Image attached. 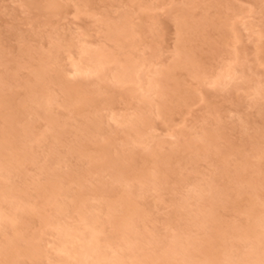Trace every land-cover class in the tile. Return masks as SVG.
<instances>
[{
    "label": "rangeland",
    "instance_id": "374dc122",
    "mask_svg": "<svg viewBox=\"0 0 264 264\" xmlns=\"http://www.w3.org/2000/svg\"><path fill=\"white\" fill-rule=\"evenodd\" d=\"M88 242L264 264V0H0V264Z\"/></svg>",
    "mask_w": 264,
    "mask_h": 264
},
{
    "label": "bare ground",
    "instance_id": "6f19581e",
    "mask_svg": "<svg viewBox=\"0 0 264 264\" xmlns=\"http://www.w3.org/2000/svg\"><path fill=\"white\" fill-rule=\"evenodd\" d=\"M128 209H129V208H128ZM126 212H127V211H126ZM94 226H95V225H94ZM91 227H93V226H91ZM91 227L89 226L88 228L91 229ZM96 229H97V228H96ZM96 229H95V230H96ZM98 232H100V231H98ZM68 233H69V232H68ZM73 233H74V232H73ZM89 233L91 234L92 232H89ZM70 234H72V233H70ZM90 234H89V235H90ZM95 234H96V233H95ZM65 236H66V235H65ZM85 237H86V236H84V234H83V237H82V238H85ZM91 237H92V236H91ZM80 238H81V237H80ZM94 238H97V237H95V235H94ZM85 239H86V238H85ZM90 240H91V239H90ZM92 241H94L93 238H92ZM97 242H98V240H96V246H98V245H97ZM254 242H255V241H254ZM62 243H63V242H62ZM174 243H177V242H174ZM70 244H71V243H70ZM75 244H76V243H75ZM62 245H63V244H62ZM71 245H73V244H71ZM84 245H85V244H83V246L81 245V246H82V249L79 250V251L76 250L77 248H79V246L76 247V248L74 249V251H75V250L77 251V252H75V254L78 256V262H79L78 264H80V263L85 264V261H84V258H83V256H84L85 254L90 253V252H95V251H97V250L94 251V247H95V246H94V243H93V242H90V243L88 242V244H86V246H84ZM172 245H173V244H172ZM172 245H171V246H172ZM63 246H64V245H63ZM81 246H80V247H81ZM171 246H170V248H171ZM174 246H175V245H174ZM176 247H177V245L175 246V248H176ZM179 247H180V246H179ZM172 248L174 249V247H172ZM182 248H184V247H182ZM176 249H177V248H176ZM176 249H175V251H176ZM185 249H186V248H184V250H185ZM170 250H172V249H170ZM182 250H183V249H182ZM182 250H181V251H182ZM173 251H174V250H173ZM173 251H172V252H173ZM185 251H186V250H185ZM96 253H97V252H96ZM96 253H95V254H96ZM189 253H190V252H188V250H187V254H189ZM72 254H73V253H72ZM168 254H169V252H168ZM168 254H167V256H166L167 258H169V256L171 255V254H170V255L168 256ZM181 254H183V256L187 255L186 252H185V254H184L183 252H182ZM97 255H98V254H97ZM92 256H93V255H92ZM92 256H91V257H92ZM170 257H171V256H170ZM85 258H86V257H85ZM92 258H94V257H92ZM98 258H99V256H98ZM105 258L107 259V257H105ZM90 259H91V258H90ZM101 259H102V258H101ZM96 260H97V259H96ZM113 260H114V259H113ZM102 261H103V260H102ZM110 261H112V260H110ZM110 261H109V262H110ZM254 261H255V260H254ZM256 261H257V260H256ZM64 262H66V261H63V264H64ZM87 262H88L87 264H92V262H91V263H89V261H87ZM98 262H99V260H98ZM106 262H107V261H106ZM109 262L106 263V264H111V262H110V263H109ZM116 262H117V259H116ZM120 262H121V261H120ZM187 262H188V261L186 260L184 263H187ZM260 262H261V261H259V263H260ZM75 263H76V262H75ZM99 263H100V262H99ZM99 263H96V264H99ZM66 264H67V263H66ZM93 264H94V262H93ZM257 264H258V262H257Z\"/></svg>",
    "mask_w": 264,
    "mask_h": 264
}]
</instances>
